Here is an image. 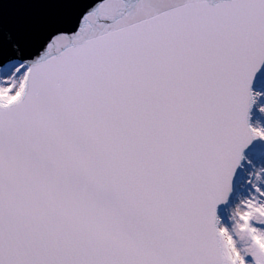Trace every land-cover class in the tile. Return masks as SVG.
<instances>
[{
  "label": "snow or ice",
  "instance_id": "1",
  "mask_svg": "<svg viewBox=\"0 0 264 264\" xmlns=\"http://www.w3.org/2000/svg\"><path fill=\"white\" fill-rule=\"evenodd\" d=\"M0 264H264V0H0Z\"/></svg>",
  "mask_w": 264,
  "mask_h": 264
}]
</instances>
